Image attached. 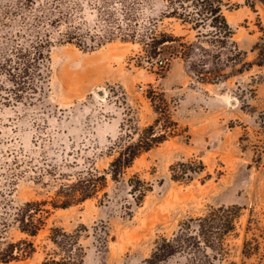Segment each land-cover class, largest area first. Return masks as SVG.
Returning a JSON list of instances; mask_svg holds the SVG:
<instances>
[{"label": "rangeland", "instance_id": "1", "mask_svg": "<svg viewBox=\"0 0 264 264\" xmlns=\"http://www.w3.org/2000/svg\"><path fill=\"white\" fill-rule=\"evenodd\" d=\"M62 1L67 22L55 27L44 19L38 26L49 30L52 42L43 76L33 69L26 79L36 90L30 82L18 85L7 69L0 74V93L11 97L0 98V213L28 200L53 199L61 183L75 181L84 169L105 173L107 184L80 203L45 212L36 235L10 222L7 240L27 238L36 251L0 264H42L49 254L63 255L51 238L55 227L76 236L85 264H140L185 221L234 204L241 207L236 231L226 236L224 254L214 263L264 264V66L243 72L242 64L232 65L225 44L199 39L190 25L168 16L169 0ZM224 1L233 39L247 51V61H255L264 4ZM32 6L0 0V63L27 43L20 30L36 23L40 12ZM66 29L81 40L66 41L60 32ZM128 32L143 36L132 39ZM152 32L158 38L185 35L184 42L202 48L189 60L183 46L174 56L148 58L141 39ZM164 110L175 131L114 178L110 167L124 123L132 121L138 131L157 118L167 123ZM183 170L186 176L174 179ZM250 218L256 222L249 230ZM246 238L258 247L249 256L243 253ZM185 261V253L169 257L170 264Z\"/></svg>", "mask_w": 264, "mask_h": 264}, {"label": "trees", "instance_id": "2", "mask_svg": "<svg viewBox=\"0 0 264 264\" xmlns=\"http://www.w3.org/2000/svg\"><path fill=\"white\" fill-rule=\"evenodd\" d=\"M102 1L105 2V0ZM118 1L122 3L123 0H115V2ZM259 1L264 4V0ZM21 2L26 6L31 4V7H33V4H38L40 8L37 9L36 7L35 10L40 12L36 15V23L27 22L26 29L24 31L20 30V36L26 38L27 43H20L15 46L12 53H10L11 57L0 63V74L3 69H7L11 76H15L16 79L20 80L17 81L18 85L20 82H30L28 84L29 88L35 91L37 87L34 86L36 84L26 79L34 74L32 73L33 69H37L38 74L43 76V61L46 57V50L52 42V35L49 30L39 29L38 26L44 24V19H46L47 25L60 27L67 22L68 17L65 14L62 0H21ZM224 4V0H169L166 13L168 16L178 18L183 24L190 25V28L196 31V36L199 39L202 37L211 38L210 42L215 46H219L221 43L225 44L228 49V61L232 65L242 64L243 72L249 70L255 64L264 66V35L253 46V49L257 51L256 60L247 61V51L241 49L237 41L233 39L235 29L224 12ZM60 32L66 41L81 40V35L75 30L66 29ZM125 35L132 39L143 36L138 35L136 32H128ZM184 38L185 35H174L172 33H164L158 38L152 32L141 40L146 45L148 58H155L167 52L174 56L179 46H183L189 52L183 51L182 57L189 60L194 56L191 52L195 51L196 47L202 48V46H197L195 41L184 42ZM208 64L202 63L203 68ZM209 78L208 76L203 77L204 80ZM0 98L10 99L11 97H6L0 93ZM163 112L167 114V123L162 124L161 119L157 118L154 123L145 126L142 131H138L139 128L133 125L132 121L124 123L126 131L119 137L117 144L120 149L110 167L114 178H117L126 168L130 167L139 155L159 145L175 131L172 129L173 125H168L175 122L171 119L168 111L164 110ZM135 133H138V136L134 139ZM180 164L187 165L186 162ZM173 170L175 171L174 168ZM186 172L188 171L176 172L173 177L180 180L186 176ZM57 174L65 179L70 178L63 171ZM106 184L107 175L105 173L100 174L95 167L84 169L81 170L75 181L61 183L53 199L28 200L24 204L15 207L12 212L0 213V263L25 259L32 256L36 251L35 243L27 238L17 241L7 240L6 231L10 222L17 223L22 233L36 235L45 224L42 218L45 212H50L52 208L68 207L80 203L91 197ZM139 191L143 194L145 189H139ZM240 208L236 204L212 207L205 215L185 221L172 237H162L152 254L140 264H170L169 257L178 253H185L186 261L184 264H215L214 257L223 256L224 254L226 236L236 231ZM254 222L256 220L250 218L249 230ZM51 238L64 251V254L60 256L49 254L42 264H85L84 249L78 243L75 235L67 233L62 228L55 227L52 229ZM256 248L258 247L252 245L251 239H245L243 253L246 256L251 255Z\"/></svg>", "mask_w": 264, "mask_h": 264}]
</instances>
